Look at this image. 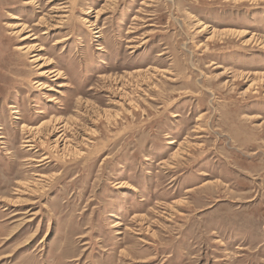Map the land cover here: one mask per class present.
<instances>
[{
    "label": "rangeland",
    "instance_id": "obj_1",
    "mask_svg": "<svg viewBox=\"0 0 264 264\" xmlns=\"http://www.w3.org/2000/svg\"><path fill=\"white\" fill-rule=\"evenodd\" d=\"M0 264H264V0H0Z\"/></svg>",
    "mask_w": 264,
    "mask_h": 264
},
{
    "label": "bare ground",
    "instance_id": "obj_2",
    "mask_svg": "<svg viewBox=\"0 0 264 264\" xmlns=\"http://www.w3.org/2000/svg\"><path fill=\"white\" fill-rule=\"evenodd\" d=\"M55 71H56V70H55ZM55 71H54V70H50V71H49V70H45L44 72H47L48 74H49V73L51 74V73H54ZM53 75H54V74H53ZM11 107H13V105H12ZM15 112H16V111H15ZM44 158H46V157L44 156L43 159H44ZM33 159H34V158H33Z\"/></svg>",
    "mask_w": 264,
    "mask_h": 264
}]
</instances>
